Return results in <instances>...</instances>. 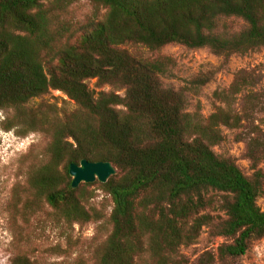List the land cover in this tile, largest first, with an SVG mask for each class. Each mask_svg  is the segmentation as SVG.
<instances>
[{"label":"trees","instance_id":"16d2710c","mask_svg":"<svg viewBox=\"0 0 264 264\" xmlns=\"http://www.w3.org/2000/svg\"><path fill=\"white\" fill-rule=\"evenodd\" d=\"M79 1L104 13L71 26L63 15ZM232 21L243 27L234 32ZM128 45L207 49L225 59L259 52L264 0H0L3 129L48 138L26 174L32 205L46 204L71 228L100 222L87 190L98 183L113 206L95 264H185L181 250L204 229L224 240L219 261L236 262L264 238V129L250 123L253 175L214 148L221 128L248 120L250 109H233L248 83L237 73L218 94L225 107L204 119L188 112L183 91L164 85L169 58L137 57ZM52 92L70 107L36 105ZM84 160L108 162L116 173L74 189L70 166ZM9 264L35 261L15 254Z\"/></svg>","mask_w":264,"mask_h":264},{"label":"rangeland","instance_id":"374dc122","mask_svg":"<svg viewBox=\"0 0 264 264\" xmlns=\"http://www.w3.org/2000/svg\"><path fill=\"white\" fill-rule=\"evenodd\" d=\"M104 13L86 1L73 4L63 15V20L73 26ZM234 32L243 24L232 21ZM126 49L144 59L169 58L172 62L168 74L162 78L166 87L183 91L188 99V112L200 114L204 119L224 108L218 94L227 91L237 73L242 72L248 83L236 97L233 109L242 114L250 109L244 122L237 129L221 128L223 141L214 151L230 158L247 175H253V163L247 156L250 141V123L264 129V49L246 56L217 57L207 49L188 50L171 45L159 51H149L142 46L128 45ZM94 81L90 87L94 88ZM110 91V88H105ZM251 103L248 105V98ZM55 104L68 108L69 100L59 92H52L38 103ZM249 115V116H248ZM0 113V264H9L15 254L26 255L35 264H95L96 252L111 231L108 222L112 201L98 183L88 192L93 199L88 208L103 213L100 222L73 228L60 224L46 204L32 205L27 191L26 174L29 168L46 151L48 138L41 134L17 137L6 132ZM258 169L264 172V161ZM264 206V200L259 201ZM224 240L212 237L204 229L195 244L180 252L185 264H264V238L253 242L248 253L236 262L221 263L217 257L218 248Z\"/></svg>","mask_w":264,"mask_h":264},{"label":"water","instance_id":"95a60500","mask_svg":"<svg viewBox=\"0 0 264 264\" xmlns=\"http://www.w3.org/2000/svg\"><path fill=\"white\" fill-rule=\"evenodd\" d=\"M115 173V168L108 162L92 163L86 160L82 161L79 165L72 164L69 169L74 189L82 183L92 184L98 181L105 184Z\"/></svg>","mask_w":264,"mask_h":264}]
</instances>
